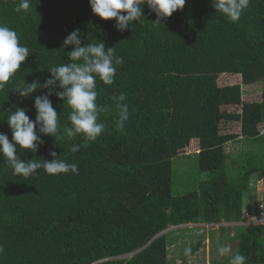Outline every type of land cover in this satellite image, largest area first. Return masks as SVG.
Masks as SVG:
<instances>
[{
	"label": "trees",
	"instance_id": "trees-1",
	"mask_svg": "<svg viewBox=\"0 0 264 264\" xmlns=\"http://www.w3.org/2000/svg\"><path fill=\"white\" fill-rule=\"evenodd\" d=\"M0 0V24L14 29L30 56L0 88V132L16 107L35 120L34 100L48 89L21 97L18 87L41 84L48 69L69 62L62 49L79 29L82 44L103 41L123 58L114 83L97 84L98 121L105 129L95 140L42 136L25 159H60L78 164L77 173L30 177L13 175L0 157V264H171V226L243 221L244 196L255 173L264 176V153L228 165L226 146L241 137L264 144V91L261 99L243 87L264 80V0H249L238 22L216 12L211 0H186L182 10L157 24L145 4L143 16L123 32L116 21L95 15L90 0ZM59 90V89H57ZM125 94L129 118L123 129L117 101ZM61 133L70 127V106L49 97ZM240 131H225L228 123ZM38 131V129H37ZM198 143V162L209 177L185 194L174 193L176 156ZM79 144V151L71 147ZM250 212V211H249ZM235 253L246 263L264 264V224L240 225ZM154 239V240H153ZM133 253V255H132ZM233 253V254H235ZM128 256V257H126ZM223 264H229L227 258Z\"/></svg>",
	"mask_w": 264,
	"mask_h": 264
},
{
	"label": "clouds",
	"instance_id": "clouds-1",
	"mask_svg": "<svg viewBox=\"0 0 264 264\" xmlns=\"http://www.w3.org/2000/svg\"><path fill=\"white\" fill-rule=\"evenodd\" d=\"M185 3L186 0H90L93 13L103 20L114 19L115 27L121 32L127 30L134 21H139L145 4L156 14L155 23L162 24L161 20L182 10ZM211 3L216 12L235 23L239 21L249 0H211ZM30 4L31 0H20L15 11H27ZM69 46H72V50L67 53L69 62L48 69L50 76L43 84L38 81L26 83L16 89L25 98L38 89H48V92L34 100L37 113L35 120L26 114L27 109L19 107L7 116L6 121L12 132L11 141L6 133L0 132V157L12 169L13 175L27 178L37 174L40 169L50 175L69 172L78 174V164L60 159L55 151L50 153L53 157L51 160H29L17 155V150L19 148L36 152L43 143L42 136L56 139L57 135H62L71 139L82 134L88 140H95L105 129L104 123L98 121V114L104 109L96 102V80L99 78L106 85L113 84L117 66L124 62L123 58L116 56L115 48L106 47L103 41L82 44L79 29L66 36L62 49ZM29 56L30 49L21 44L18 33L9 26L0 24V88L21 69ZM52 95L63 100L72 109L68 117L71 126L65 127L62 133L58 113L49 99ZM113 99L117 101L116 107L119 109L116 126L123 129L129 118L128 105L120 103L126 99L125 94L121 93ZM79 148V144H74L71 151L76 153ZM2 251L0 246V252ZM218 252L220 256L229 257V264H246L247 258L238 252L233 254L230 245L220 247Z\"/></svg>",
	"mask_w": 264,
	"mask_h": 264
},
{
	"label": "rangeland",
	"instance_id": "rangeland-1",
	"mask_svg": "<svg viewBox=\"0 0 264 264\" xmlns=\"http://www.w3.org/2000/svg\"><path fill=\"white\" fill-rule=\"evenodd\" d=\"M245 94L261 99L264 91V80L246 84L243 87ZM226 131H240V123L232 122L225 126ZM264 133V122L260 125ZM228 165L233 174H236L241 163L249 157L264 153V144L241 137L227 144ZM198 143L194 141L187 148L186 153L174 159V193L185 194L198 188L200 182L209 177L208 172H202L198 162ZM244 211H250L249 223L264 224V214L260 204H264V176L261 172L255 173L244 196ZM254 217V218H251ZM244 222H223L220 224H185L171 226L166 230L168 235L169 259L171 264H223L229 258L220 256L218 249L230 245L232 253L238 249V240L234 234L238 226ZM186 250H188L186 252ZM128 257V256H126ZM262 264V263H246Z\"/></svg>",
	"mask_w": 264,
	"mask_h": 264
},
{
	"label": "built area",
	"instance_id": "built-area-1",
	"mask_svg": "<svg viewBox=\"0 0 264 264\" xmlns=\"http://www.w3.org/2000/svg\"><path fill=\"white\" fill-rule=\"evenodd\" d=\"M260 206V210L262 211V213L264 214V204L262 203V204H260L259 205ZM251 215H250V213L248 212V211H246L245 212V214H244V217H243V222H244V224H248L249 223V220H251L249 217H250ZM251 218H254V217H251ZM253 224V223H252Z\"/></svg>",
	"mask_w": 264,
	"mask_h": 264
},
{
	"label": "water",
	"instance_id": "water-1",
	"mask_svg": "<svg viewBox=\"0 0 264 264\" xmlns=\"http://www.w3.org/2000/svg\"><path fill=\"white\" fill-rule=\"evenodd\" d=\"M181 226V225H180ZM176 227H178V226H176ZM167 230V229H166ZM166 230H164L163 232H161L160 234H158L154 239H156L157 237H159L160 235H162V234H164L165 232H166ZM153 239V240H154ZM132 255H133V253H132Z\"/></svg>",
	"mask_w": 264,
	"mask_h": 264
},
{
	"label": "crops",
	"instance_id": "crops-1",
	"mask_svg": "<svg viewBox=\"0 0 264 264\" xmlns=\"http://www.w3.org/2000/svg\"><path fill=\"white\" fill-rule=\"evenodd\" d=\"M246 211H244V214H245ZM249 212V211H248ZM244 217V216H243ZM244 221V220H243ZM252 224V223H251ZM246 225V224H245Z\"/></svg>",
	"mask_w": 264,
	"mask_h": 264
}]
</instances>
